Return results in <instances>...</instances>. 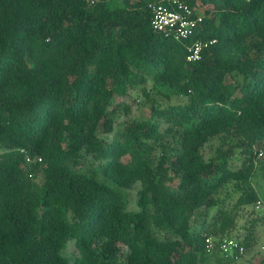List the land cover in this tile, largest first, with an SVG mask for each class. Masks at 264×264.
<instances>
[{
  "label": "trees",
  "instance_id": "trees-1",
  "mask_svg": "<svg viewBox=\"0 0 264 264\" xmlns=\"http://www.w3.org/2000/svg\"><path fill=\"white\" fill-rule=\"evenodd\" d=\"M172 1L0 0V264H232L255 242L264 216L233 233L264 214V0H178L204 15L183 39L152 25Z\"/></svg>",
  "mask_w": 264,
  "mask_h": 264
},
{
  "label": "built area",
  "instance_id": "built-area-1",
  "mask_svg": "<svg viewBox=\"0 0 264 264\" xmlns=\"http://www.w3.org/2000/svg\"><path fill=\"white\" fill-rule=\"evenodd\" d=\"M91 4L96 3L97 0H87ZM152 25L157 31H164L171 33L177 39L190 37L196 28L202 24L204 15L201 13H194L193 10L186 4L178 0H173L170 5L157 4L152 6ZM216 42V38L209 40H197L189 47L188 61L198 60L202 56L204 48ZM25 151V149H22ZM27 160H31L27 156ZM257 209L264 208L261 203L256 205ZM207 249L213 250L216 246L220 251L228 255H242L245 252V247L241 239L233 236H226L219 238L217 242L213 236L206 239Z\"/></svg>",
  "mask_w": 264,
  "mask_h": 264
},
{
  "label": "rangeland",
  "instance_id": "rangeland-1",
  "mask_svg": "<svg viewBox=\"0 0 264 264\" xmlns=\"http://www.w3.org/2000/svg\"><path fill=\"white\" fill-rule=\"evenodd\" d=\"M137 98H140V91L137 89H133L129 91L127 95H125L121 100L125 103H128L132 105V114L133 115H138V113L143 114L144 110L139 104V101ZM118 99H116L117 101ZM143 99H141L142 101ZM138 101V102H136ZM121 120H123L121 118ZM259 165H264V154L259 155ZM255 184L259 191L264 190V181H263V175L261 170H259L255 176ZM140 185L137 184L134 188L130 190V198H131V205L135 207L136 201H137V191L139 189ZM138 209V206H136ZM252 208V207H251ZM251 208L246 210L245 213H243L242 217H239L238 219V228L237 230L234 231V235H238L240 237H244L245 233L247 232V229L249 226H251V221L252 219H255L256 217H262L264 216L263 213H254L251 212ZM254 231H255V237L256 239L254 240L255 242L252 244L250 248H248L247 252L242 255L238 261L232 263V264H249V259L253 258L255 254L258 253H264V220L263 222H258L254 226ZM74 249V244L71 243L69 248H68V253H71Z\"/></svg>",
  "mask_w": 264,
  "mask_h": 264
}]
</instances>
